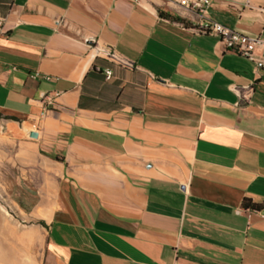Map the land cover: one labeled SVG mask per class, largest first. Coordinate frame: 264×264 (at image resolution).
Returning <instances> with one entry per match:
<instances>
[{"label": "crops", "instance_id": "1", "mask_svg": "<svg viewBox=\"0 0 264 264\" xmlns=\"http://www.w3.org/2000/svg\"><path fill=\"white\" fill-rule=\"evenodd\" d=\"M207 18L264 40V0H0V134L41 170L43 264H264L243 207L264 204V66Z\"/></svg>", "mask_w": 264, "mask_h": 264}, {"label": "rangeland", "instance_id": "2", "mask_svg": "<svg viewBox=\"0 0 264 264\" xmlns=\"http://www.w3.org/2000/svg\"><path fill=\"white\" fill-rule=\"evenodd\" d=\"M40 172L39 166L25 159L18 142L0 134V207L8 211L7 217L19 229L37 230L29 245L37 264H43L47 224L41 209L36 211L45 191Z\"/></svg>", "mask_w": 264, "mask_h": 264}, {"label": "built area", "instance_id": "3", "mask_svg": "<svg viewBox=\"0 0 264 264\" xmlns=\"http://www.w3.org/2000/svg\"><path fill=\"white\" fill-rule=\"evenodd\" d=\"M185 7L198 10L202 15L207 13L211 0H179ZM197 32L205 35H216L218 43L224 50H229L243 55L250 60L257 62L262 67V60L257 56V49L264 44L261 37H253L231 30L220 22L210 19L204 20L196 29Z\"/></svg>", "mask_w": 264, "mask_h": 264}, {"label": "bare ground", "instance_id": "4", "mask_svg": "<svg viewBox=\"0 0 264 264\" xmlns=\"http://www.w3.org/2000/svg\"><path fill=\"white\" fill-rule=\"evenodd\" d=\"M7 216L8 211L0 207V264H33L29 245L34 231L19 229Z\"/></svg>", "mask_w": 264, "mask_h": 264}, {"label": "trees", "instance_id": "5", "mask_svg": "<svg viewBox=\"0 0 264 264\" xmlns=\"http://www.w3.org/2000/svg\"><path fill=\"white\" fill-rule=\"evenodd\" d=\"M162 16H165L169 19L175 20V21H181L180 18L174 17V16H168L165 15L164 13L161 12ZM57 159H60L57 157ZM264 206V204H257L255 202H253L251 199L246 198L243 202V207L247 208V209H253V210H260L262 207Z\"/></svg>", "mask_w": 264, "mask_h": 264}, {"label": "water", "instance_id": "6", "mask_svg": "<svg viewBox=\"0 0 264 264\" xmlns=\"http://www.w3.org/2000/svg\"><path fill=\"white\" fill-rule=\"evenodd\" d=\"M37 135H38V134H37L36 132H33V133L31 134L32 137H37Z\"/></svg>", "mask_w": 264, "mask_h": 264}]
</instances>
